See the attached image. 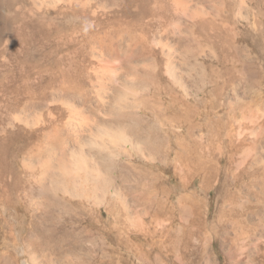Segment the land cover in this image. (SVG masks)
Listing matches in <instances>:
<instances>
[{"label":"rangeland","instance_id":"374dc122","mask_svg":"<svg viewBox=\"0 0 264 264\" xmlns=\"http://www.w3.org/2000/svg\"><path fill=\"white\" fill-rule=\"evenodd\" d=\"M1 1L0 264H264V0Z\"/></svg>","mask_w":264,"mask_h":264},{"label":"bare ground","instance_id":"6f19581e","mask_svg":"<svg viewBox=\"0 0 264 264\" xmlns=\"http://www.w3.org/2000/svg\"><path fill=\"white\" fill-rule=\"evenodd\" d=\"M1 1V0H0ZM2 2V1H1ZM1 2H0V4H1ZM0 6H2V5H0Z\"/></svg>","mask_w":264,"mask_h":264}]
</instances>
